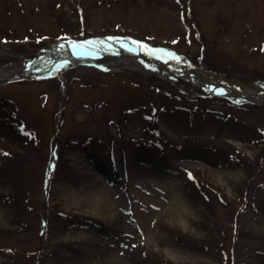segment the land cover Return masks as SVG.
I'll list each match as a JSON object with an SVG mask.
<instances>
[{
	"label": "rangeland",
	"instance_id": "obj_1",
	"mask_svg": "<svg viewBox=\"0 0 264 264\" xmlns=\"http://www.w3.org/2000/svg\"><path fill=\"white\" fill-rule=\"evenodd\" d=\"M102 37L264 85V0H0V68ZM86 64L0 81V264H264V104Z\"/></svg>",
	"mask_w": 264,
	"mask_h": 264
},
{
	"label": "bare ground",
	"instance_id": "obj_2",
	"mask_svg": "<svg viewBox=\"0 0 264 264\" xmlns=\"http://www.w3.org/2000/svg\"><path fill=\"white\" fill-rule=\"evenodd\" d=\"M126 44L127 48L132 49V53L122 52L124 46H115V43L109 47V45L102 40L80 42L53 50L52 53L44 51L42 55L28 62L19 70L10 71L0 68V80L9 79L11 76H16L18 74L23 75L22 77H31L35 75L36 72H54L61 70L68 64L77 62L80 58L92 60L95 59L94 57H97L98 54L105 55L111 53L112 57L102 62L100 64L101 67L105 69H113L115 66L144 67V64L139 60L140 58L156 65L162 64L163 67L165 65L169 66V69L165 66L162 71L157 72L161 77L174 76V73H176L179 75L193 76L194 80H198V78L207 79V84L213 89H219L218 92L225 97L234 99L239 103L255 102L254 104H264L263 84L236 85L220 78L214 79V77L207 74L204 75L202 71L191 67L183 59L171 58L172 55L170 57V53L166 51H148L145 47H137L129 43Z\"/></svg>",
	"mask_w": 264,
	"mask_h": 264
},
{
	"label": "water",
	"instance_id": "obj_3",
	"mask_svg": "<svg viewBox=\"0 0 264 264\" xmlns=\"http://www.w3.org/2000/svg\"><path fill=\"white\" fill-rule=\"evenodd\" d=\"M166 58H170V57H166ZM171 58H176V59H181L178 55H174L173 57H171ZM189 64V63H188ZM190 65V64H189ZM191 66V65H190ZM140 68L141 69H143L145 72H148V73H153V74H156V75H158V73H155V72H152V71H149L148 69H146V68H144V67H141L140 66ZM202 74H204V75H210V76H212V77H214V79H216V78H220V79H222V80H224V81H227V82H231V83H233V84H236V85H244V84H242L241 82H239V81H237V80H233V79H226V78H223V77H220V76H214V75H211V74H208V73H206V72H204V71H202ZM21 74H18V75H16V76H11L9 79H1L0 81H2V82H7V81H9L10 79H12L13 77H17V76H20ZM193 77V76H192ZM255 103V102H254Z\"/></svg>",
	"mask_w": 264,
	"mask_h": 264
},
{
	"label": "snow or ice",
	"instance_id": "obj_4",
	"mask_svg": "<svg viewBox=\"0 0 264 264\" xmlns=\"http://www.w3.org/2000/svg\"><path fill=\"white\" fill-rule=\"evenodd\" d=\"M109 39H114V38H109ZM131 39V38H130ZM136 43H141V42H139V41H137ZM163 51V50H162ZM217 91H219V89H217Z\"/></svg>",
	"mask_w": 264,
	"mask_h": 264
}]
</instances>
